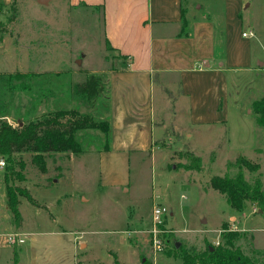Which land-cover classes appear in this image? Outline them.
<instances>
[{"label": "rangeland", "instance_id": "obj_1", "mask_svg": "<svg viewBox=\"0 0 264 264\" xmlns=\"http://www.w3.org/2000/svg\"><path fill=\"white\" fill-rule=\"evenodd\" d=\"M184 1L214 24V57L198 67L216 76L192 74L182 86L180 73L169 74L168 94L160 88L153 96L155 144L133 146L122 159H101L112 132L109 143L95 130L79 134L82 153L0 156V234L26 239L0 240V264H183L180 250L223 243V225L237 231L233 216L252 230L236 244L251 258L264 255V216L250 202L236 212L211 186L213 176L237 174L241 156L259 165L243 170L246 179L264 186V0ZM106 33L97 0H0V121L18 127L73 108L109 121L107 70L128 65ZM90 74L106 84L94 102L74 89ZM187 151L202 159L201 170L186 169ZM6 186L18 191L20 223L5 209ZM157 205L169 211L160 248L152 233Z\"/></svg>", "mask_w": 264, "mask_h": 264}, {"label": "crops", "instance_id": "obj_2", "mask_svg": "<svg viewBox=\"0 0 264 264\" xmlns=\"http://www.w3.org/2000/svg\"><path fill=\"white\" fill-rule=\"evenodd\" d=\"M184 2L97 0V4L105 9L108 43L128 65L126 68L112 66L107 70L112 136L110 149L99 153L101 159L108 158L109 161L111 156L122 159L133 146L142 148L155 144L157 128L153 123L156 109L153 96L160 88L168 94L169 74L180 73L182 86L186 76L192 74L216 76L214 71L199 70L198 67L214 57L211 39L214 24L191 14V7ZM185 90L183 88V94L190 95L188 89ZM0 178L3 180L1 173ZM5 206L9 210L7 204ZM255 212L253 209L252 213ZM4 218H7L6 212H3ZM231 221L236 222L232 226L234 230L252 231L240 227L235 216ZM8 231L12 232L3 233Z\"/></svg>", "mask_w": 264, "mask_h": 264}, {"label": "trees", "instance_id": "obj_3", "mask_svg": "<svg viewBox=\"0 0 264 264\" xmlns=\"http://www.w3.org/2000/svg\"><path fill=\"white\" fill-rule=\"evenodd\" d=\"M23 77L21 74L17 75V79ZM74 89L76 95L86 101L94 102L106 90L105 79L100 74H90L84 82L76 83ZM89 130L106 135L110 143L112 131L110 121L97 119L91 114L81 113L74 108L49 112L36 120L23 122L18 127L2 120L0 121V156L10 159L14 153L31 152L36 154L34 159L36 160L41 154L82 153L83 145L79 140V134ZM109 149L110 144L105 147V151ZM185 156L189 160L186 169L197 171L202 169V159L199 156L190 151L185 152ZM233 165L239 169L237 174L226 173L223 176H213L212 188L225 195L236 212H243L247 203L250 202L264 216L263 183L261 179L247 180L243 174L244 169L251 172L258 171L259 165L242 156L237 158ZM6 195L8 209L15 222L20 223L22 216L19 210L18 191L6 186ZM242 236L240 232L232 231L227 225H223L221 231L223 243L207 246L202 251L182 249L180 257L183 264H264V255L260 257V260L251 258L236 244Z\"/></svg>", "mask_w": 264, "mask_h": 264}, {"label": "built area", "instance_id": "obj_4", "mask_svg": "<svg viewBox=\"0 0 264 264\" xmlns=\"http://www.w3.org/2000/svg\"><path fill=\"white\" fill-rule=\"evenodd\" d=\"M244 36H248V34L244 33ZM5 160L0 159V168L5 166ZM168 209L162 205H157L153 211V230L152 233L154 234V243L157 248H160V241H157V236L161 232V226L164 224V216L168 213ZM0 240L4 243L17 246L23 245L26 242L25 237L18 232H10L6 234H0Z\"/></svg>", "mask_w": 264, "mask_h": 264}, {"label": "water", "instance_id": "obj_5", "mask_svg": "<svg viewBox=\"0 0 264 264\" xmlns=\"http://www.w3.org/2000/svg\"><path fill=\"white\" fill-rule=\"evenodd\" d=\"M39 2H40L41 4H48V0H39ZM261 64H262V63H261ZM260 212H261V211H260ZM180 245H181L180 242H176V243H175V247H176V248H179Z\"/></svg>", "mask_w": 264, "mask_h": 264}]
</instances>
